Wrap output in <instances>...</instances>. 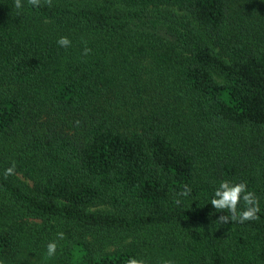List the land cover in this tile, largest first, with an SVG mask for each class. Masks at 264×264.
Masks as SVG:
<instances>
[{
  "label": "trees",
  "instance_id": "1",
  "mask_svg": "<svg viewBox=\"0 0 264 264\" xmlns=\"http://www.w3.org/2000/svg\"><path fill=\"white\" fill-rule=\"evenodd\" d=\"M22 3L0 0V264L52 241L47 264H264V0ZM223 180L259 219L217 222Z\"/></svg>",
  "mask_w": 264,
  "mask_h": 264
},
{
  "label": "clouds",
  "instance_id": "2",
  "mask_svg": "<svg viewBox=\"0 0 264 264\" xmlns=\"http://www.w3.org/2000/svg\"><path fill=\"white\" fill-rule=\"evenodd\" d=\"M29 5L34 7L42 6L41 0H27ZM43 4L47 6L52 5V0H43ZM14 7L21 9L23 7L22 0H14ZM57 44L61 47L68 48L71 46V41L68 37H61L58 39ZM91 49L85 47L84 55H87ZM79 123V122H77ZM15 174V164L4 170V178ZM191 194V188L188 185H184L183 189L178 192L177 197H187ZM241 200L244 202V209L238 211V205ZM176 204L179 205L181 200L176 199ZM211 205L217 212L228 214H222L218 217L217 222L221 225H226L229 222H237L240 224L246 221H254L259 219L258 213L261 211L259 205V199L253 191L248 190V186L245 182L232 183L228 180H223L219 183V186L214 192V196L210 201ZM57 237L60 240L65 239L63 232H58ZM57 242H49L46 246L47 257L51 258L55 256L57 252ZM127 264H147L144 259L129 258ZM162 264H174L172 260H164Z\"/></svg>",
  "mask_w": 264,
  "mask_h": 264
},
{
  "label": "rangeland",
  "instance_id": "3",
  "mask_svg": "<svg viewBox=\"0 0 264 264\" xmlns=\"http://www.w3.org/2000/svg\"><path fill=\"white\" fill-rule=\"evenodd\" d=\"M160 25V30H162V24ZM29 183V181H26ZM101 208H108V207H101ZM24 262L28 264H47L51 261V258L47 257L46 253H43L42 250L33 249L26 251V254L23 256Z\"/></svg>",
  "mask_w": 264,
  "mask_h": 264
}]
</instances>
